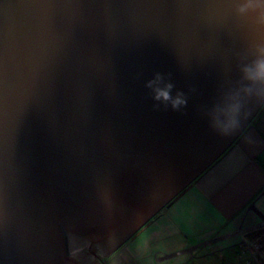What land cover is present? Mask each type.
Wrapping results in <instances>:
<instances>
[{"label": "water", "instance_id": "water-1", "mask_svg": "<svg viewBox=\"0 0 264 264\" xmlns=\"http://www.w3.org/2000/svg\"><path fill=\"white\" fill-rule=\"evenodd\" d=\"M233 4L0 0V264H100L236 144L264 107L228 139L201 116L238 75Z\"/></svg>", "mask_w": 264, "mask_h": 264}, {"label": "crops", "instance_id": "crops-1", "mask_svg": "<svg viewBox=\"0 0 264 264\" xmlns=\"http://www.w3.org/2000/svg\"><path fill=\"white\" fill-rule=\"evenodd\" d=\"M262 223L264 109L221 160L104 263L245 264L236 248L245 238L259 245L264 264Z\"/></svg>", "mask_w": 264, "mask_h": 264}, {"label": "clouds", "instance_id": "clouds-1", "mask_svg": "<svg viewBox=\"0 0 264 264\" xmlns=\"http://www.w3.org/2000/svg\"><path fill=\"white\" fill-rule=\"evenodd\" d=\"M233 16L244 39L235 52L237 78L221 89L207 107L201 109L211 133L222 139L231 138L242 127L255 106L264 107V0H234ZM154 110L181 112L187 107L183 91L157 72L146 82ZM80 249H74L75 257Z\"/></svg>", "mask_w": 264, "mask_h": 264}, {"label": "rangeland", "instance_id": "rangeland-1", "mask_svg": "<svg viewBox=\"0 0 264 264\" xmlns=\"http://www.w3.org/2000/svg\"><path fill=\"white\" fill-rule=\"evenodd\" d=\"M263 109H264V108H263ZM263 109H262V110H263ZM261 112H262V111H261ZM261 112H260V113H261ZM257 117H258V116H257ZM257 117H256V118H257ZM255 120H256V119H255ZM255 120H254V121H255ZM254 121H253V122H254ZM253 122H252V123H253ZM262 224H264V223H262ZM259 228H260V227H259ZM253 230H254V229H250L248 233L252 232ZM255 230H257V229H255ZM246 233H247V232H246ZM248 241H249V243H248ZM248 241L244 238V239L242 240L241 243H240V242L238 243V245H245V246H248V248H250V249L252 248V249H253V252H254V255H255V259H256V261L258 262V264H260V263H259V259H258V258H259V256H258V252H259V250H260L259 245H256L255 242H252V241H250V240H248ZM208 243H211V241H209ZM99 255H100V257H101L100 260H101L102 258H103L104 260L107 259V257H103L102 254H99ZM244 256H247V257H248L247 260H246V262H245V264H247V261H248V259L250 258V255H249V254H245ZM94 257H95V256H94ZM108 258H109V256H108ZM95 259H96L100 264H102L101 261L98 260V258L95 257ZM248 264H254V263L251 262V263H248Z\"/></svg>", "mask_w": 264, "mask_h": 264}, {"label": "built area", "instance_id": "built-area-1", "mask_svg": "<svg viewBox=\"0 0 264 264\" xmlns=\"http://www.w3.org/2000/svg\"><path fill=\"white\" fill-rule=\"evenodd\" d=\"M241 246L243 248L242 252L250 255V258L248 259L247 264L251 263V260L253 262L256 261L253 249L252 248L250 249L248 248V246H245V245H241Z\"/></svg>", "mask_w": 264, "mask_h": 264}, {"label": "trees", "instance_id": "trees-1", "mask_svg": "<svg viewBox=\"0 0 264 264\" xmlns=\"http://www.w3.org/2000/svg\"><path fill=\"white\" fill-rule=\"evenodd\" d=\"M261 111H262V110H261ZM148 225H149V224H148ZM145 227H146V226H145ZM236 248H237V252L239 253L240 256H241V255L244 256V255L246 254V253H243V252H242L243 248H242L241 245H237ZM251 262H253V261L251 260ZM253 263H254V264H258L257 261H254Z\"/></svg>", "mask_w": 264, "mask_h": 264}, {"label": "flooded vegetation", "instance_id": "flooded-vegetation-1", "mask_svg": "<svg viewBox=\"0 0 264 264\" xmlns=\"http://www.w3.org/2000/svg\"><path fill=\"white\" fill-rule=\"evenodd\" d=\"M174 202H175V200H174ZM174 202H173V203H174ZM173 203H172V204H173ZM168 208H169V207H168ZM168 208H166V209H168ZM166 209H165V210H166ZM160 214H161V213H160ZM160 214H159V215H160ZM159 215H158V216H159ZM158 216H156L154 219H152V220L150 221L149 224H151V222H154V220L157 219ZM100 261H101L102 264H105V263H104L105 260H104L103 258H102Z\"/></svg>", "mask_w": 264, "mask_h": 264}]
</instances>
